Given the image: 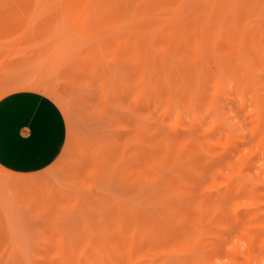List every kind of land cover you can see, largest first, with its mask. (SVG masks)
<instances>
[{"label":"rangeland","instance_id":"1","mask_svg":"<svg viewBox=\"0 0 264 264\" xmlns=\"http://www.w3.org/2000/svg\"><path fill=\"white\" fill-rule=\"evenodd\" d=\"M230 2L0 0V98L68 122L0 167V264H264V0Z\"/></svg>","mask_w":264,"mask_h":264},{"label":"crops","instance_id":"2","mask_svg":"<svg viewBox=\"0 0 264 264\" xmlns=\"http://www.w3.org/2000/svg\"><path fill=\"white\" fill-rule=\"evenodd\" d=\"M0 98V167L29 175L52 165L68 138L59 103L35 86H21Z\"/></svg>","mask_w":264,"mask_h":264},{"label":"bare ground","instance_id":"3","mask_svg":"<svg viewBox=\"0 0 264 264\" xmlns=\"http://www.w3.org/2000/svg\"><path fill=\"white\" fill-rule=\"evenodd\" d=\"M223 1H225V0H223ZM227 1H229V0H227ZM230 1H231L230 3L233 4L234 1H233V2H232V0H230ZM221 2H222V1H221ZM236 2H237V1H236ZM236 2H234V3H236ZM232 6H233V5H232ZM232 6H231V7H232ZM235 6H236V5H235ZM238 6H239V5H238ZM240 6H241V5H240ZM240 6H239V7H240ZM221 8H222V7H221ZM221 8H220V9H221ZM233 8H234V7H233ZM236 8H237V7H236ZM236 8H234V9H236ZM220 9H219V10H220ZM226 11H227V10H226ZM35 82H36V81H35ZM35 82L33 83V85L35 84ZM29 83H30V82H29ZM31 84H32V83H31ZM36 85H37V84H36ZM44 85H45V84H44ZM261 141H263V138H261ZM263 145H264V143H263ZM75 176H77V175H75ZM78 177H79V176H77V178H78ZM77 178H76V179H77ZM73 179H74V178H73ZM82 179H83V178H82ZM82 179H81V181L83 182L84 179H83V180H82ZM78 180H79V179H78ZM71 182H72V181H71ZM78 182H79V181H78ZM72 183H73V182H72ZM76 183H77V182H76ZM84 183H86V182H83V185H84ZM78 184H79V183H78ZM28 186H29V185H28ZM84 186H85V185H84ZM78 187H79V186H78ZM200 216H201V215H200ZM199 220H200V219H199ZM201 220H202V219H201ZM199 229H200V227H199ZM149 230H150V229H149ZM151 230H152V229H151ZM195 232H196V231H195ZM196 233H197V232H196ZM193 236H194V235H193ZM196 236H197V239H198L199 234L197 233ZM187 239H188V238H187ZM194 240H195V239H192V242H194ZM195 241H196V240H195ZM187 243H188V242H187ZM184 244H186V242H185ZM187 245H189V243H188ZM179 246L181 247V245H179ZM182 247L185 248V246H182ZM184 248H183V249H184ZM189 249H190V248H189ZM184 250H185V249H184ZM170 251H171V250H170ZM166 252H168V255H169V253H170L169 250L166 251ZM166 254H167V253H166ZM168 255H167V256H168ZM171 255H172V254H171ZM171 255H170V256H171ZM170 256H169V257H170ZM103 257H104V256H103ZM99 258H100V256H99ZM82 259H83V258H82ZM80 260H81V259H80ZM104 261H105V260H104ZM104 261H103V262H104ZM180 262H181V261H180ZM181 263H183V262H181ZM183 264H184V263H183Z\"/></svg>","mask_w":264,"mask_h":264}]
</instances>
